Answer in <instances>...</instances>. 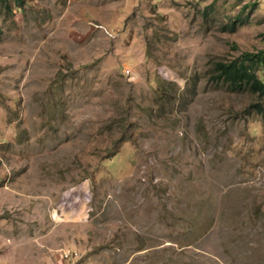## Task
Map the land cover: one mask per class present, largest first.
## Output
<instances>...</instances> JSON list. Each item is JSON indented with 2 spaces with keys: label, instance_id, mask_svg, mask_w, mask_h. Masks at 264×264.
<instances>
[{
  "label": "rangeland",
  "instance_id": "rangeland-1",
  "mask_svg": "<svg viewBox=\"0 0 264 264\" xmlns=\"http://www.w3.org/2000/svg\"><path fill=\"white\" fill-rule=\"evenodd\" d=\"M260 50L264 0H0V264H264Z\"/></svg>",
  "mask_w": 264,
  "mask_h": 264
},
{
  "label": "trees",
  "instance_id": "trees-1",
  "mask_svg": "<svg viewBox=\"0 0 264 264\" xmlns=\"http://www.w3.org/2000/svg\"><path fill=\"white\" fill-rule=\"evenodd\" d=\"M216 79L232 89L247 88L253 93L264 96V79L257 75V70L264 66V50L244 52L239 57L216 63ZM259 105V106H258ZM252 106L257 109L260 104Z\"/></svg>",
  "mask_w": 264,
  "mask_h": 264
}]
</instances>
